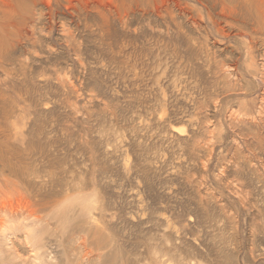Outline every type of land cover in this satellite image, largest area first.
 I'll return each instance as SVG.
<instances>
[{
	"label": "rangeland",
	"instance_id": "374dc122",
	"mask_svg": "<svg viewBox=\"0 0 264 264\" xmlns=\"http://www.w3.org/2000/svg\"><path fill=\"white\" fill-rule=\"evenodd\" d=\"M1 170L0 264H264V0H0Z\"/></svg>",
	"mask_w": 264,
	"mask_h": 264
},
{
	"label": "bare ground",
	"instance_id": "6f19581e",
	"mask_svg": "<svg viewBox=\"0 0 264 264\" xmlns=\"http://www.w3.org/2000/svg\"><path fill=\"white\" fill-rule=\"evenodd\" d=\"M3 166L5 167V165H3ZM4 167H3V170H5V168H7V167H5V168ZM9 173L10 174H6L5 172L2 171V172H0V175H2V177L5 178L6 181H8L10 177H14L17 179V181L20 183V185H22V187H23V185L26 186V184L24 183L25 174H22V175H19L16 173L14 174L12 171H10ZM12 211L14 212V210H12ZM25 238H26L25 240L29 239V234H26ZM41 251L42 250L37 247V249L36 248L33 249V252L31 253V255L29 257L24 258L16 252L13 253L12 257L17 262V264H41V260L43 258Z\"/></svg>",
	"mask_w": 264,
	"mask_h": 264
}]
</instances>
